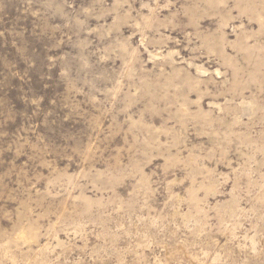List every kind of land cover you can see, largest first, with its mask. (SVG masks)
<instances>
[{
  "label": "rangeland",
  "instance_id": "1",
  "mask_svg": "<svg viewBox=\"0 0 264 264\" xmlns=\"http://www.w3.org/2000/svg\"><path fill=\"white\" fill-rule=\"evenodd\" d=\"M39 262L264 264V0H0V264Z\"/></svg>",
  "mask_w": 264,
  "mask_h": 264
},
{
  "label": "bare ground",
  "instance_id": "2",
  "mask_svg": "<svg viewBox=\"0 0 264 264\" xmlns=\"http://www.w3.org/2000/svg\"><path fill=\"white\" fill-rule=\"evenodd\" d=\"M145 43V42H144ZM150 55H151V57H154V55L152 54V53H150ZM174 54H172V53H169L167 56H173ZM174 60V59H173ZM199 72V71H198ZM205 76V75H204ZM204 79V78H203ZM244 109L246 110V111H252V105L251 104H245V106H244ZM183 111V110H182ZM243 111V110H242ZM222 122V121H221ZM196 169V168H195ZM213 189V188H212ZM235 196V195H234ZM229 203V202H228ZM239 206H237V203L235 202V201H232L230 204H227L226 205V209L228 210V212H231L232 214H236L237 212H238V208ZM241 212V211H240ZM230 214V213H229ZM232 216V215H231ZM230 216V217H231ZM237 216V215H236ZM241 216V215H240ZM201 222V221H200ZM236 225V224H235ZM233 229H235V227L233 228ZM23 234V233H22ZM21 238L22 239H25L26 240V238H28V236H26L25 234H23L22 236H21ZM46 245V244H45ZM42 249V248H41ZM38 250V249H37ZM35 256V255H34ZM41 256V255H40ZM36 261V260H35ZM32 262V261H31ZM30 262V263H31ZM199 262V261H198ZM40 263V262H39ZM41 264V263H40Z\"/></svg>",
  "mask_w": 264,
  "mask_h": 264
}]
</instances>
